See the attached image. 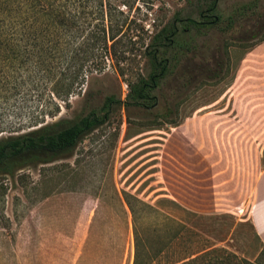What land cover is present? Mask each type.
<instances>
[{"label": "rangeland", "instance_id": "1", "mask_svg": "<svg viewBox=\"0 0 264 264\" xmlns=\"http://www.w3.org/2000/svg\"><path fill=\"white\" fill-rule=\"evenodd\" d=\"M211 1L132 0L129 9L121 7L127 20L121 31L130 43L140 44L126 61L106 56L103 73L88 78L87 86L90 92L126 99V83H134L136 74L147 76L142 46L173 25L177 34L169 39L178 45L165 49L166 72L151 92L153 105L121 107L78 141L67 158L0 175V264H131L133 225L124 193L131 196L135 233L149 264H172L210 249L264 264V249L246 218L248 205L237 196L239 185L232 180L227 187L220 177L221 163L225 168L234 152L251 147L239 133L253 127L264 136V0H214L206 11ZM89 10H84L90 23L84 35L97 23ZM202 15L209 16L204 26L184 21L201 22ZM102 27L106 32V21ZM23 38L17 37L14 59L21 83L1 95L2 125L24 122L46 105L55 107L49 94L55 78L35 83L24 74V54L38 40ZM251 51L256 55L247 69L261 85L256 92L242 91L237 76ZM35 61L29 57L27 63ZM88 63L83 62V72ZM55 102L53 120L87 110L81 95ZM237 114L248 122H233ZM206 141L219 154L210 158L215 163L211 191L210 173L204 170ZM259 143L264 146V140ZM220 147L227 149L221 155ZM172 194L178 202H172Z\"/></svg>", "mask_w": 264, "mask_h": 264}, {"label": "trees", "instance_id": "2", "mask_svg": "<svg viewBox=\"0 0 264 264\" xmlns=\"http://www.w3.org/2000/svg\"><path fill=\"white\" fill-rule=\"evenodd\" d=\"M131 1L0 0V98L6 91H14L21 83L18 79L21 76H17L14 63L17 37L23 36L27 42L38 40L36 45L31 46V52L24 54L23 71L27 79L47 84L55 78L49 93L54 108L49 109L48 105L41 107L38 113L14 125L0 123V175H12L25 166L47 164L67 158L78 141L104 125L109 116L115 114L121 107L127 109L128 106H132L145 110L153 105L155 98L151 92L166 72L167 59L163 58V54L167 47L177 44L169 39L177 34L173 25L162 27L149 37L146 45H141L143 47L141 55L147 63V76L144 78L136 74L134 83H126L128 88L126 99L120 100L112 94L90 92L87 86L88 78H92L93 74L103 73V59L106 56H113L117 62L126 61L129 59L128 54L135 50L136 42L139 43V41L130 43L129 38L121 31L127 22L121 7L129 9ZM213 6L214 0L207 5L206 11H211ZM86 8L90 9L88 11L90 17L94 14L92 19L97 23L84 35L85 28L90 25L85 16ZM104 21L106 32L102 27ZM173 21H176L175 17ZM184 21L194 27L208 24L189 19ZM213 22L214 20L210 23ZM109 41L111 43L107 45ZM29 57H36L37 61L27 63ZM45 59H48L49 63L46 64ZM78 60L80 63L74 64L72 68L71 64ZM83 62H89L84 72ZM79 95L82 96L87 110L69 120L65 118L53 120L59 107L56 100L68 103L69 97ZM45 117L53 121L47 122ZM123 196L133 225L131 264H149L144 260L145 251L142 250L135 233L134 213L127 199L131 196L125 193ZM134 200L151 209L149 205ZM169 222L175 223L173 220ZM190 256L191 254L172 264H233L232 261L251 264L222 249H210L192 258Z\"/></svg>", "mask_w": 264, "mask_h": 264}, {"label": "crops", "instance_id": "3", "mask_svg": "<svg viewBox=\"0 0 264 264\" xmlns=\"http://www.w3.org/2000/svg\"><path fill=\"white\" fill-rule=\"evenodd\" d=\"M255 55L256 54L254 53V51L247 52L239 63L237 76L241 79L239 81V86L242 88V91H260L259 88L261 85L257 84V82H254V75L253 73H251V70H249L250 68L247 66V61H253ZM259 57L260 55L258 54V58ZM262 60H264L263 57ZM234 118L235 120L233 122H235L236 124H244L248 122L249 119V117H242L238 114L235 115ZM210 132L209 134H211ZM209 134H205V140L211 139V136ZM229 134L231 135V133ZM239 134H242L243 138L245 137L244 139L248 141L251 140V147L243 149L240 152H234L235 158H233L232 155L233 159H230V165H225V168H223V164L221 163L220 177L221 179H226L225 186L227 187L229 185V182H231L232 180H234L239 185L237 196H239L238 198L241 204L243 203L248 205V213L246 218L251 225V229L255 238L257 239L258 243L264 248V146H259V142L261 140H264V136H261L259 133L254 131L253 127L251 131H242V133ZM215 138H218V133H215ZM205 146L206 147L204 148L206 151V157L204 161V170L207 173L208 171L210 173L208 180L209 190L211 191V188H213V178L211 171L213 164L215 163H212L210 158L211 155L219 154L217 153V149L213 148V146L211 145V141L209 143L206 141ZM208 146L210 147L208 148ZM222 149L223 148L220 147V155ZM217 166H219L218 163ZM221 187L222 189L224 188V182H221ZM222 191L225 196H229L227 194L228 192L224 190ZM173 197L174 198H171L173 200L172 202H178L177 198H175V195H173Z\"/></svg>", "mask_w": 264, "mask_h": 264}, {"label": "flooded vegetation", "instance_id": "4", "mask_svg": "<svg viewBox=\"0 0 264 264\" xmlns=\"http://www.w3.org/2000/svg\"><path fill=\"white\" fill-rule=\"evenodd\" d=\"M201 17H203L204 18V20L203 21H201V22H199V23H201V24H206V23H209L208 22V20H206V17H209V16H207V15H202ZM214 20H215V18H214ZM187 29H183V31L185 32ZM175 32H177V30L175 29L174 30Z\"/></svg>", "mask_w": 264, "mask_h": 264}]
</instances>
